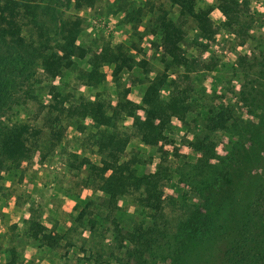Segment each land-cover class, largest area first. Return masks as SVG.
Wrapping results in <instances>:
<instances>
[{"label": "trees", "instance_id": "16d2710c", "mask_svg": "<svg viewBox=\"0 0 264 264\" xmlns=\"http://www.w3.org/2000/svg\"><path fill=\"white\" fill-rule=\"evenodd\" d=\"M99 1L0 0V192L3 174L20 167L31 145L39 146L35 142L39 131L17 116L29 102H36L40 77L49 82L74 71L79 84L97 90L90 100L64 94L49 82L48 104L41 107L50 148L61 146L72 125L83 133V121L92 123L94 132L87 141L97 162L64 148L62 154L71 171H85L83 187L94 188L102 197L85 201L71 215L64 234L47 229L38 220L39 213L31 211L26 235L49 249H64L61 264H264V173L254 176L255 188L243 196L246 200L240 195L238 178L239 165L250 168L259 162L263 146L259 131L264 129V20L251 11V0H213V7L224 17L221 29L247 43L249 51L235 61L241 87L233 94L237 106L211 95L200 108L197 86L183 76L211 72L215 59L184 57L182 46L188 24L198 37L216 32L208 10L197 8L194 0H145L138 6L113 0L111 6L124 15L123 22L139 41L146 33L154 35L153 45L162 49L165 71L179 75L177 79L156 77L139 107L127 98L120 81L124 73L149 71L146 59L133 60L131 51L137 44L127 41L91 48L77 42L82 19L65 17L71 6L80 10ZM26 16L32 22L24 36ZM37 16L48 19L52 27ZM77 61H84L86 67H78ZM104 66H111L112 94L104 88ZM164 85L170 90L166 101L160 98ZM138 109L144 111V118H133ZM127 118H133L130 128L121 126ZM173 119L190 125L192 136H182V143L200 155L186 161L187 173L169 163L170 157L176 158L175 147L171 153L163 148L171 144L167 132ZM133 138L149 148L160 144L154 172L137 174L140 160L135 155L125 157ZM220 144L223 154L216 150ZM174 174L197 201L191 203L185 195L174 202L171 197L168 205L176 213L169 214L162 188ZM124 196L132 197L146 221H134L130 228L122 224L118 202ZM1 264H19L17 250L11 248Z\"/></svg>", "mask_w": 264, "mask_h": 264}, {"label": "rangeland", "instance_id": "374dc122", "mask_svg": "<svg viewBox=\"0 0 264 264\" xmlns=\"http://www.w3.org/2000/svg\"><path fill=\"white\" fill-rule=\"evenodd\" d=\"M126 1L138 6L145 0ZM194 1L197 8L208 10L209 17L217 29L211 36L198 37L196 31L192 29L193 25L188 24L185 27L184 45L182 46V50L184 51L183 55L187 58L200 59L203 62L215 59V64L209 73L184 74L183 79L184 81H189L190 79L197 86L195 89V97L198 107H204L205 102L207 103L206 97H210L211 95L217 96L216 99L219 101L222 100L225 103L237 106V100L233 97V94L240 92L241 87L238 81L240 76L237 72L235 61L239 55L248 53L249 46L239 38L225 33L221 29L220 26L224 17L219 10L213 7V0ZM112 3L113 0H102L97 2L95 6L80 10H76L71 6L66 12L65 17H79L82 19V31L78 36L77 42L91 48L96 49L107 43L115 44L127 41L129 44H137L136 50L131 51L133 60L138 62L140 59H146L149 62V71L143 73L135 70L132 73H124L121 75L120 81L122 90L127 95V98L141 107L142 96L156 77L164 78L167 76V79L171 77H173L172 79H177L179 75H171L169 73L170 70L165 71V65L163 62H160L162 60V49L153 45V42L156 40L154 35L146 33L142 40L139 41L137 35L132 33L131 27L123 22L124 15L120 12H115V9L111 6ZM165 6L166 8H170L169 3H166ZM250 6L251 11L264 20V0H251ZM175 9L173 8L171 11H175ZM36 19L52 27L48 19H44L42 16H37ZM30 22L32 20L27 16L22 20L24 36L28 35L27 26ZM261 29L264 32V25ZM77 66L85 68L86 64L84 61H77ZM103 71L106 73L104 88L112 94L111 66H104ZM162 75L165 76L163 77ZM75 76L76 73L74 71H66L60 77L49 82L60 88L64 94L81 95L86 99L93 100L97 90L79 84L75 80ZM40 78L41 81L36 89V102H29L24 109L20 110L17 116L18 121L29 123L33 131H39V139L35 141L39 143V146L31 145L29 157L21 162L18 169L5 172L1 180L0 264L7 260L11 248L17 250L19 264L62 263V256L66 252L64 249H49L37 240H33L26 235L28 226V222H26L27 218L22 220L26 215L23 216L24 212L17 208L23 207L25 203L31 205V198L28 191L39 193V189L46 188L44 191L56 196L60 192L59 190L56 191V189L60 188V190H63L64 195L70 198H81L80 207L78 206L74 210L72 213L73 216L82 208L85 201L91 199L97 200L102 197L94 188L83 187L82 182L85 177V171H71L67 166L66 156L62 154V148H64L67 151L76 152L79 155L88 157L93 162H97V157L93 153L94 147L87 141L89 135L94 132L92 123L89 120L83 121L86 127L83 133L77 131L76 125H72L67 129L61 146L50 148L46 140L47 130L43 125L42 113L44 111H42L43 108L41 107V105L48 104L49 96L46 94V86L49 82L43 79L42 76ZM169 92L170 90H168L167 85L162 86L160 88L161 100L166 101L169 99ZM144 116V111L138 109L135 111L133 118L142 119ZM133 118L125 119L121 123V126L130 128ZM189 126L180 124L173 119L171 122V131L167 132L168 140L171 144L163 147L169 153L175 147V152H177L176 158L173 159L170 157L169 163H171L173 168L181 167L185 173L188 172L186 161H192L200 156L182 143V136H187L188 138L192 136V130ZM259 135L263 144L259 162L253 163L250 168L244 165H239L238 168L240 170L238 178L241 183L239 188L240 195L244 200L246 199L243 196L255 188L254 176L256 174L263 175L264 173V129H261V132L259 131ZM159 146L160 144H157L156 148L145 147L133 138L126 149L125 157L129 158L135 155L140 160V164L135 167L137 174H148L154 172L155 165L159 160V155L156 151ZM216 150L219 154H223V144L218 145ZM33 182H36V187H38L36 191H33V187L30 186ZM162 193L166 204L165 210L169 214L176 213V210L168 205L169 198L171 197H173L174 202H178L185 195L191 203H196L197 201V198L191 193L189 187L180 184L175 174L171 180L165 182ZM32 204L34 205L29 207H33L35 212L40 213V215L45 212L46 215H49L48 219L46 218L47 216L42 217L43 225L47 229L52 230L55 234L66 233L71 225L73 216L63 214L58 209L57 213H53L51 209L44 208V203H42L43 207L39 209V200ZM118 205L120 207L119 217L126 228H130L134 221H146L145 213L135 206L131 196L122 197ZM23 209L26 210L27 208L24 207ZM40 215L38 217L39 221ZM63 242L61 240L62 245ZM72 254L73 252H70L68 257H71Z\"/></svg>", "mask_w": 264, "mask_h": 264}, {"label": "crops", "instance_id": "0c3cea01", "mask_svg": "<svg viewBox=\"0 0 264 264\" xmlns=\"http://www.w3.org/2000/svg\"><path fill=\"white\" fill-rule=\"evenodd\" d=\"M30 186L33 187V191H36L38 190V187H36V182H33L30 184ZM37 188V189H36ZM46 190V188H41L39 189V193H33L31 191H28L29 195H30V200H31V205H29L28 203H25V205L23 207H18L17 209L18 210H22L24 212L23 216V219L24 220L25 218H29L31 216V211H33L32 208H30L29 206H33L34 202H37L38 200L40 201V208L43 207L42 203H44V208L45 209H51V211L54 213H57V209L60 211V212H63V214H67L69 216L72 215V213L74 212V210L79 206L80 207V204H81V198H70L66 195H64L63 193V190L60 188H57L56 191H60L58 195H53L51 193H47V191H44ZM36 194V195H35ZM39 197H38V196ZM26 207L27 209L24 210L23 208ZM20 208V209H19ZM40 215V213H39ZM38 215V216H39ZM44 216H47L46 218L48 219V216L49 215H46V213H42V215H40V223L41 224H44L43 221H42V217ZM54 216V214H53ZM48 221V220H46Z\"/></svg>", "mask_w": 264, "mask_h": 264}, {"label": "built area", "instance_id": "2783aa9c", "mask_svg": "<svg viewBox=\"0 0 264 264\" xmlns=\"http://www.w3.org/2000/svg\"><path fill=\"white\" fill-rule=\"evenodd\" d=\"M108 28V27H107Z\"/></svg>", "mask_w": 264, "mask_h": 264}]
</instances>
